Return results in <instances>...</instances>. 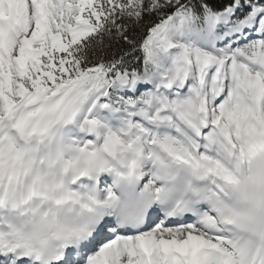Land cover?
I'll use <instances>...</instances> for the list:
<instances>
[{
	"label": "snow or ice",
	"instance_id": "snow-or-ice-1",
	"mask_svg": "<svg viewBox=\"0 0 264 264\" xmlns=\"http://www.w3.org/2000/svg\"><path fill=\"white\" fill-rule=\"evenodd\" d=\"M0 264H264V0H0Z\"/></svg>",
	"mask_w": 264,
	"mask_h": 264
}]
</instances>
